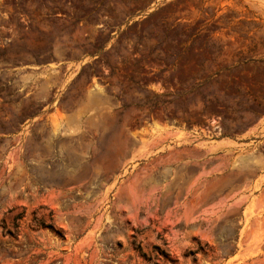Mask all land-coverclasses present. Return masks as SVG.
<instances>
[{
  "label": "rangeland",
  "instance_id": "rangeland-1",
  "mask_svg": "<svg viewBox=\"0 0 264 264\" xmlns=\"http://www.w3.org/2000/svg\"><path fill=\"white\" fill-rule=\"evenodd\" d=\"M0 264H264V0H0Z\"/></svg>",
  "mask_w": 264,
  "mask_h": 264
},
{
  "label": "trees",
  "instance_id": "trees-1",
  "mask_svg": "<svg viewBox=\"0 0 264 264\" xmlns=\"http://www.w3.org/2000/svg\"><path fill=\"white\" fill-rule=\"evenodd\" d=\"M21 218H22L21 214L14 218V229L15 230H18V228H19V223L18 222L21 220ZM42 226L48 227V228H51V229L53 228V224L46 225L45 223H42ZM165 246H167L166 243H165ZM162 254H165V252L164 253L162 252Z\"/></svg>",
  "mask_w": 264,
  "mask_h": 264
}]
</instances>
